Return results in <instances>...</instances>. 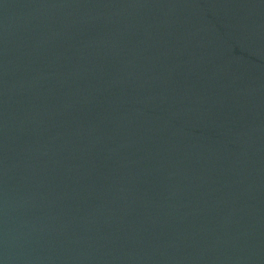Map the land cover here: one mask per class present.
I'll return each instance as SVG.
<instances>
[{
	"label": "water",
	"instance_id": "obj_1",
	"mask_svg": "<svg viewBox=\"0 0 264 264\" xmlns=\"http://www.w3.org/2000/svg\"><path fill=\"white\" fill-rule=\"evenodd\" d=\"M0 264H264V0H0Z\"/></svg>",
	"mask_w": 264,
	"mask_h": 264
}]
</instances>
